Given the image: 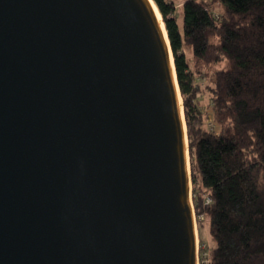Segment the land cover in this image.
Wrapping results in <instances>:
<instances>
[{
	"label": "water",
	"instance_id": "obj_1",
	"mask_svg": "<svg viewBox=\"0 0 264 264\" xmlns=\"http://www.w3.org/2000/svg\"><path fill=\"white\" fill-rule=\"evenodd\" d=\"M172 56L150 0H0V264H199Z\"/></svg>",
	"mask_w": 264,
	"mask_h": 264
},
{
	"label": "trees",
	"instance_id": "obj_2",
	"mask_svg": "<svg viewBox=\"0 0 264 264\" xmlns=\"http://www.w3.org/2000/svg\"><path fill=\"white\" fill-rule=\"evenodd\" d=\"M153 1L183 98L193 205L213 244L209 264H264V0H185L180 9Z\"/></svg>",
	"mask_w": 264,
	"mask_h": 264
},
{
	"label": "rangeland",
	"instance_id": "obj_3",
	"mask_svg": "<svg viewBox=\"0 0 264 264\" xmlns=\"http://www.w3.org/2000/svg\"><path fill=\"white\" fill-rule=\"evenodd\" d=\"M174 1L177 7L179 8L184 3L185 0H174ZM215 6H216L217 11L221 13V8L218 5H215ZM179 23L183 27V16H182L181 11L179 14ZM220 68L222 67L221 66L215 67L213 71L220 69ZM197 82H199V80H197ZM208 98H209V95L207 93H204V97L202 98V105L204 108L208 104V101H209ZM182 105H183V98H182ZM183 110H184V107H183ZM186 131H187V128H186ZM189 163H190V155H189ZM190 175H191V164H190ZM191 181H192V176H191ZM192 198H193V186H192ZM205 203H206V199H205ZM195 216H196V213H195ZM196 225H197V235H198V263L199 264L201 263L200 255H202L201 249H203V258L205 259V264H209L211 261L213 244L209 237V232H208L209 226H208L207 218L204 217V227L202 228L201 233L198 228L197 218H196Z\"/></svg>",
	"mask_w": 264,
	"mask_h": 264
},
{
	"label": "bare ground",
	"instance_id": "obj_4",
	"mask_svg": "<svg viewBox=\"0 0 264 264\" xmlns=\"http://www.w3.org/2000/svg\"><path fill=\"white\" fill-rule=\"evenodd\" d=\"M150 3L152 4V6L154 7V10H155V12H156V14H157V16H158V19H159V21H160V25H161V27H162V31H163V33H164V38H165V40H166V43L169 45V39H168V36H167V32H166V29H165V26H164V22H163V20H162V16H161V14H160V12H159V10H158V8H157V6H156V4L154 3V1L153 0H150ZM171 52V51H170ZM171 61H172V68H173V74H174V78H175V80H176V74H175V66H174V62H173V56L171 57ZM177 81V80H176ZM179 101H180V107H181V110H182V117H183V112H184V110H183V105H182V97L181 96H179ZM184 127L186 128V122H185V119H184Z\"/></svg>",
	"mask_w": 264,
	"mask_h": 264
},
{
	"label": "built area",
	"instance_id": "obj_5",
	"mask_svg": "<svg viewBox=\"0 0 264 264\" xmlns=\"http://www.w3.org/2000/svg\"><path fill=\"white\" fill-rule=\"evenodd\" d=\"M210 126H213V119L211 118L210 119V124H209ZM211 198L209 197V196H207V198H206V204H210L211 203Z\"/></svg>",
	"mask_w": 264,
	"mask_h": 264
}]
</instances>
